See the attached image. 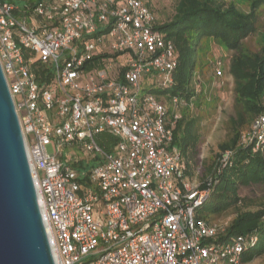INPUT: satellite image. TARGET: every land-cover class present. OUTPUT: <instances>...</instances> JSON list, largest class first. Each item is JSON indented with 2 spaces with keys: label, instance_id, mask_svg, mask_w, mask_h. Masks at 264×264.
Returning a JSON list of instances; mask_svg holds the SVG:
<instances>
[{
  "label": "built area",
  "instance_id": "obj_1",
  "mask_svg": "<svg viewBox=\"0 0 264 264\" xmlns=\"http://www.w3.org/2000/svg\"><path fill=\"white\" fill-rule=\"evenodd\" d=\"M156 24L147 0L22 9L0 0V62L56 264H238L259 239L219 240L224 228L196 217L211 179L194 184L174 143L195 97L172 95L168 106L142 87L147 77L154 89L175 83L176 47ZM214 73L224 75L222 58ZM196 91H206L200 81ZM103 132L117 138L109 148L97 139ZM251 133L259 147L264 113Z\"/></svg>",
  "mask_w": 264,
  "mask_h": 264
},
{
  "label": "trees",
  "instance_id": "obj_2",
  "mask_svg": "<svg viewBox=\"0 0 264 264\" xmlns=\"http://www.w3.org/2000/svg\"><path fill=\"white\" fill-rule=\"evenodd\" d=\"M38 1L41 0H32L30 4ZM262 4L264 0H253L249 10H245L232 0L229 3L225 0H178L173 17L163 23H158L157 19L156 24V28L172 39L176 47L178 66L174 72L175 83L170 88H151L157 96L168 99L172 95H180L190 101L194 96L193 106H200L207 99L205 91H196V85L202 81L196 77L202 67V40L214 38L226 49L235 51L230 67L234 78L235 114L229 120L228 139L219 144V158L206 177L211 179L210 197L197 210L196 217L210 222L214 212L242 207L240 205H255V209L236 210L234 217L218 234L219 240L251 234L259 237L255 245L248 246L241 253L242 263L264 251V200L255 203L239 196L240 184L264 182V142L256 147L255 140H242L244 127L264 113V42L259 51H247L242 46L244 39L256 31L257 10ZM262 34L264 41V31ZM43 80L40 77L39 81ZM193 110L190 105L183 107L182 116L174 127V143L187 160L188 178L201 136L199 125L202 116ZM97 139L106 148L117 140L109 132L100 133ZM227 150L228 158L222 160ZM207 179L202 187L207 186Z\"/></svg>",
  "mask_w": 264,
  "mask_h": 264
},
{
  "label": "rangeland",
  "instance_id": "obj_3",
  "mask_svg": "<svg viewBox=\"0 0 264 264\" xmlns=\"http://www.w3.org/2000/svg\"><path fill=\"white\" fill-rule=\"evenodd\" d=\"M14 1V0H11ZM154 10L158 23L170 20L175 11L178 0H147ZM227 3L231 0H225ZM245 10H249L250 3L253 0H232ZM257 10V28L249 37L244 39L242 46L247 51H259L263 46L264 31V4ZM202 67L196 77L201 78V84L207 89V99L202 101L200 106L191 107L197 115L202 116L200 122V141L197 145L196 155L192 160L191 172L189 178L194 184H202L208 174L213 171L216 165L218 155L221 152L219 144L226 141L229 136V120L235 114V91L234 78L230 71L232 57L235 51L228 50L221 44L217 43L214 38H204L202 40ZM200 54V55H201ZM216 58H222L224 61V75L217 77L214 73V64ZM210 83V84H209ZM153 80L149 77L142 81V87L149 89L155 87ZM146 91V90H145ZM165 99V97H163ZM166 104L171 106V101L165 99ZM252 123L248 124L242 130V140L248 141L252 135ZM69 149L66 147L64 150ZM229 150L223 154L222 160L228 158ZM239 196L248 198L255 203L264 200V182L251 183L249 185H239ZM230 207L222 211L214 212L210 222L215 223L220 229H225L227 224L236 214V210L255 209V205L247 207ZM238 264H264V251L252 260L240 262Z\"/></svg>",
  "mask_w": 264,
  "mask_h": 264
},
{
  "label": "water",
  "instance_id": "obj_4",
  "mask_svg": "<svg viewBox=\"0 0 264 264\" xmlns=\"http://www.w3.org/2000/svg\"><path fill=\"white\" fill-rule=\"evenodd\" d=\"M0 264H56L20 119L1 62Z\"/></svg>",
  "mask_w": 264,
  "mask_h": 264
},
{
  "label": "crops",
  "instance_id": "obj_5",
  "mask_svg": "<svg viewBox=\"0 0 264 264\" xmlns=\"http://www.w3.org/2000/svg\"><path fill=\"white\" fill-rule=\"evenodd\" d=\"M11 1V0H9ZM32 0H14V1H11L13 2L14 4H16L20 9L24 8L26 4H30Z\"/></svg>",
  "mask_w": 264,
  "mask_h": 264
}]
</instances>
